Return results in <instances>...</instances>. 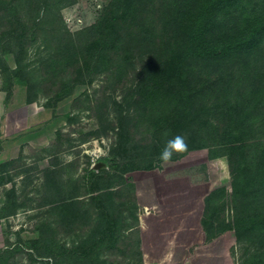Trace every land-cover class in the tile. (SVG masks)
<instances>
[{
    "label": "rangeland",
    "instance_id": "1",
    "mask_svg": "<svg viewBox=\"0 0 264 264\" xmlns=\"http://www.w3.org/2000/svg\"><path fill=\"white\" fill-rule=\"evenodd\" d=\"M202 1L138 0L136 26L99 31L116 0H0V264H180L161 236L207 205L224 233L189 264H264V186L231 192L228 160L244 127L250 156L264 152V37L176 72L181 16ZM213 16L215 39L264 17V0ZM159 69L170 100L153 95ZM177 134L188 150L162 163Z\"/></svg>",
    "mask_w": 264,
    "mask_h": 264
},
{
    "label": "trees",
    "instance_id": "2",
    "mask_svg": "<svg viewBox=\"0 0 264 264\" xmlns=\"http://www.w3.org/2000/svg\"><path fill=\"white\" fill-rule=\"evenodd\" d=\"M228 1L203 0L200 5H194L193 9L185 13L183 12L181 16L183 28L181 30L183 34L182 39L184 37V40H180V42L184 53L177 63L176 72L183 70L189 57L199 59L236 53L243 50L251 51L262 43L261 40L264 37V17L261 16H259L260 18H252L250 23H247L236 32L225 34L215 39L209 38V31L212 25H214L213 18L215 17L213 16V10L223 4L225 5ZM140 5L142 3H138V0H133L132 2L130 0H121V2L116 0V3H112L103 13L96 26L99 31L105 28V26L113 30L115 20H117L120 26L129 23L131 27H134L136 26L133 24L135 14L132 13V9ZM120 6L122 7V11L116 16ZM158 78L161 80L158 87L153 91V95H158V100L161 101L170 100V97L176 96V90L169 89L170 80L168 73L166 74L164 70L159 69ZM162 106V103L158 104V114H160ZM253 131L255 130L249 131L244 127L241 132L233 135V147L230 149V151H233V154H230L228 157L229 170L233 175L231 184V192L233 193H249L259 186H264V152L261 151L259 159L255 160L250 156L249 147H247V144H250V137L254 134ZM225 146L228 147L230 145L226 144ZM211 156L213 157V155ZM239 185L242 187L240 188ZM204 201L208 203L207 200L204 199ZM215 209L214 205L212 207L207 205L204 206L201 213V224L205 230L207 241H212L224 233V228H219L216 224H210V219L208 220L210 213L215 211ZM260 219H264V217L261 216ZM3 252V250L0 251V255Z\"/></svg>",
    "mask_w": 264,
    "mask_h": 264
},
{
    "label": "crops",
    "instance_id": "3",
    "mask_svg": "<svg viewBox=\"0 0 264 264\" xmlns=\"http://www.w3.org/2000/svg\"><path fill=\"white\" fill-rule=\"evenodd\" d=\"M169 228L170 229H168L169 231L167 232L169 237H167L165 234H163L161 236V238H165L166 245H168L169 247L175 245L176 249H178L177 246H179V248L182 250L177 256L180 264H189L190 262H194L195 259H199L200 257L204 256L205 254L207 256H209V253H206L204 251V247L207 246L208 244H211L210 243L211 241L206 240L205 230L201 224V214H199L196 217L195 222L193 224H190L187 226L181 225V224L180 225L176 224L173 227H169ZM0 230H1V228H0ZM159 231H161V230H159ZM183 232L196 233V237L192 242H182L181 240H179V237H178L177 241L171 240L175 234L178 233V235L181 236V234ZM153 237L155 240L154 242H156V241L158 242V224H157V227H155V229L153 230ZM163 251H162L161 256L159 258H158V252H156L154 254L156 257L157 263H158V260H161V262L167 263L173 259L171 252H168V251L163 252ZM213 256H215V255L213 254Z\"/></svg>",
    "mask_w": 264,
    "mask_h": 264
},
{
    "label": "clouds",
    "instance_id": "4",
    "mask_svg": "<svg viewBox=\"0 0 264 264\" xmlns=\"http://www.w3.org/2000/svg\"><path fill=\"white\" fill-rule=\"evenodd\" d=\"M188 150V144L182 135H175L167 140L163 149L159 154V159L162 163H168L174 155H180Z\"/></svg>",
    "mask_w": 264,
    "mask_h": 264
}]
</instances>
